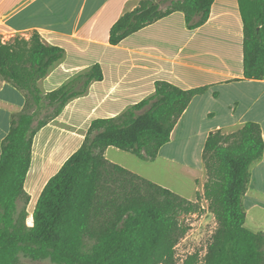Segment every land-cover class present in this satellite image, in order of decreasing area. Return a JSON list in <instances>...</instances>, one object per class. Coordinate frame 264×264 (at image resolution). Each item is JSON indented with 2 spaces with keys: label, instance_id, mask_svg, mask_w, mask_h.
Masks as SVG:
<instances>
[{
  "label": "trees",
  "instance_id": "16d2710c",
  "mask_svg": "<svg viewBox=\"0 0 264 264\" xmlns=\"http://www.w3.org/2000/svg\"><path fill=\"white\" fill-rule=\"evenodd\" d=\"M215 0H141L111 28L109 43L126 38L175 12L189 30L210 18ZM244 28L245 80H264V0H238ZM65 57L38 32L29 37L0 35V76L21 91L22 110L12 115L0 157V264H19L20 255L54 264H178L176 248L200 213L205 199L218 228L203 264H264V232L246 228L243 198L251 167L264 155L261 125L213 131L202 159L207 173L204 193L190 201L106 157L110 147L144 162L156 161L192 100L208 87L182 89L155 82V93L113 118L92 121L82 146L43 188L27 225L31 201L25 183L40 130L53 122L92 83L104 80L100 64L60 88L43 93L39 82ZM19 203L23 207L19 209ZM199 253L183 264H199Z\"/></svg>",
  "mask_w": 264,
  "mask_h": 264
},
{
  "label": "crops",
  "instance_id": "0c3cea01",
  "mask_svg": "<svg viewBox=\"0 0 264 264\" xmlns=\"http://www.w3.org/2000/svg\"><path fill=\"white\" fill-rule=\"evenodd\" d=\"M140 1L0 0V35L6 40L38 32L47 45L65 50L64 59L39 82L43 93L60 88L96 64L101 65L104 73L103 81L92 83L86 95L72 100L35 137L25 183L33 206L32 220L43 188L82 146L92 121L117 117L151 97L156 81H167L185 90L208 87L206 93L192 100L171 141L161 148L157 158L176 160L174 152L171 154L167 148L174 150L177 143L181 152L188 149V136L182 138L179 134L184 121H192L194 126L199 121H217L204 131L195 127L189 135L199 138L198 166L202 171V155L211 132H232L252 121L261 125L264 137V80L244 79V28L238 0H215L209 20L196 30H189L184 14L175 12L119 45H110L112 26ZM25 103L24 94L0 76V157L12 115L22 110ZM72 142V149L65 151ZM111 148L106 150L107 159ZM250 172L243 204L262 207L264 155ZM205 183L199 184L198 194L204 193Z\"/></svg>",
  "mask_w": 264,
  "mask_h": 264
},
{
  "label": "rangeland",
  "instance_id": "374dc122",
  "mask_svg": "<svg viewBox=\"0 0 264 264\" xmlns=\"http://www.w3.org/2000/svg\"><path fill=\"white\" fill-rule=\"evenodd\" d=\"M217 121H199L198 126H194L192 121H184L180 127L182 138L188 136V149L181 152L177 143L173 150V157L176 160H166L164 158H157L154 162H144L136 156L121 151L117 148H111L108 151V159L156 184H159L174 193L190 200L196 201L199 184L207 181V173L198 166L199 151L198 139H192L189 135L196 127L198 131H204L210 126H215ZM74 142L67 144L65 151L72 149ZM196 144V145H195ZM168 150V151H170ZM166 150V152H168ZM179 151V153H178ZM164 152V154L166 153ZM197 164V165H196ZM202 195V194H201ZM202 210L200 213L190 215L185 219V222L190 226L187 235L180 241L176 248V257L178 264H183L184 261L191 255L199 253L200 263L203 264L204 258L207 254L208 247L212 242L214 233L218 228V222L215 216L209 211V204L205 199L200 201ZM23 207V203H19V209ZM32 204L27 207L29 216L32 213ZM247 213L246 228L253 232H264V206H244ZM29 224V217L27 219ZM19 264H54L49 259L41 261H33L29 258L20 255Z\"/></svg>",
  "mask_w": 264,
  "mask_h": 264
},
{
  "label": "bare ground",
  "instance_id": "6f19581e",
  "mask_svg": "<svg viewBox=\"0 0 264 264\" xmlns=\"http://www.w3.org/2000/svg\"><path fill=\"white\" fill-rule=\"evenodd\" d=\"M182 151H183V149H182ZM29 224H30V225L33 224V220H32V217H31V216L29 217Z\"/></svg>",
  "mask_w": 264,
  "mask_h": 264
}]
</instances>
